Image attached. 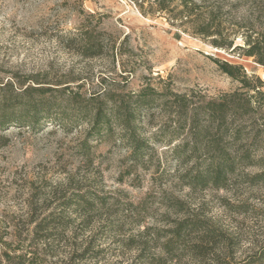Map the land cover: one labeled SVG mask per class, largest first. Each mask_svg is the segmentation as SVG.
<instances>
[{"label":"rangeland","instance_id":"1","mask_svg":"<svg viewBox=\"0 0 264 264\" xmlns=\"http://www.w3.org/2000/svg\"><path fill=\"white\" fill-rule=\"evenodd\" d=\"M221 1L225 27L260 23L264 0ZM210 41L128 0H0V93L41 87L32 99L55 104L35 126H0V264H211L212 251L264 264V186L245 178L255 169L201 187L205 158L179 164L172 150L189 122L171 91L197 101L237 87L213 59L264 80L252 58ZM143 95L152 100L139 106ZM110 105L129 110L152 147L138 162L117 125L91 133L94 109ZM194 219L216 237L177 240L176 226Z\"/></svg>","mask_w":264,"mask_h":264},{"label":"trees","instance_id":"2","mask_svg":"<svg viewBox=\"0 0 264 264\" xmlns=\"http://www.w3.org/2000/svg\"><path fill=\"white\" fill-rule=\"evenodd\" d=\"M128 1L145 17L164 16L173 27L195 37H211L213 47L231 49V52L239 50V56L252 58L253 62L264 67V9L259 24L227 28L222 10L224 1L221 0ZM238 35L242 45H234ZM213 60L222 73L237 83V87L197 101L188 99L185 93L171 91V103L176 106L178 117L189 122L188 140L172 150L179 164H186L190 158H205L202 171H196L194 175L195 182L201 187L209 184L225 187L229 174L244 172L247 168L255 169L252 173L244 172L247 182L264 186V80L255 73H247L241 63ZM5 87L7 85L0 86V89ZM47 90L32 86L23 90L11 87L9 94L0 93V126H35L43 117L50 116L48 113L55 107L52 101L32 99L33 92L42 97ZM150 98L140 96L137 104L146 105L152 100ZM110 100L115 101L114 98ZM106 108L105 111L101 106L94 109L90 119L91 133L99 135L111 130L112 124L117 125L128 142L130 158L138 162L152 148L148 139L137 134L135 121L129 118L131 112L125 107L110 105ZM184 146L188 147V155L182 150ZM174 230L177 240L184 232L192 230L201 231L206 238L216 237L211 228L195 219L181 221ZM193 252L204 255L201 248L193 249ZM212 252L211 264H229L227 253ZM258 260H264V246Z\"/></svg>","mask_w":264,"mask_h":264}]
</instances>
